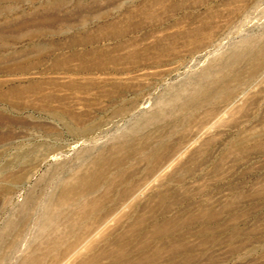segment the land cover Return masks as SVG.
Instances as JSON below:
<instances>
[{
    "label": "rangeland",
    "instance_id": "rangeland-1",
    "mask_svg": "<svg viewBox=\"0 0 264 264\" xmlns=\"http://www.w3.org/2000/svg\"><path fill=\"white\" fill-rule=\"evenodd\" d=\"M0 264H264V0H0Z\"/></svg>",
    "mask_w": 264,
    "mask_h": 264
},
{
    "label": "bare ground",
    "instance_id": "bare-ground-1",
    "mask_svg": "<svg viewBox=\"0 0 264 264\" xmlns=\"http://www.w3.org/2000/svg\"><path fill=\"white\" fill-rule=\"evenodd\" d=\"M2 33H3V32H2ZM92 52H93V51H92ZM92 52H90L89 54L92 55V54H91ZM77 53H78V52H77ZM77 53H76V55H77ZM80 53H82V52H80ZM87 53H88V52H87ZM84 54H86V53H84ZM84 54H82V55H84ZM89 54H88V55H89ZM86 55H87V54H86ZM88 55H87V56H88ZM83 57H86V56H83ZM96 57H97V56H96ZM100 57H101V55H100ZM97 58H98V57H97ZM98 59H99V58H98ZM95 60H96V59H95ZM90 61H91V60H90ZM97 61H99V60H97ZM86 62H87V61H86ZM86 62H85V64H86ZM93 62H94V58H93ZM83 64H84V63H83ZM85 64H84V65H85ZM90 64H91V62H90ZM93 64H94V63H93ZM84 65H83V66H84ZM95 65H96V64H95ZM97 65H98V64H97ZM87 66H88V64H87ZM84 67H85V66H84ZM86 68H87V67H86ZM89 68H90V67H88V69H89ZM91 68H94V67H91ZM97 68H98V67H97ZM85 70L87 71V69H85ZM89 70H91V69H89ZM79 71H80V70H79ZM82 71H83V68H82ZM91 71H92V70H91Z\"/></svg>",
    "mask_w": 264,
    "mask_h": 264
}]
</instances>
